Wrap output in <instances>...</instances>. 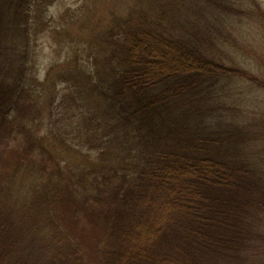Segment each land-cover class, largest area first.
Here are the masks:
<instances>
[{
  "label": "trees",
  "instance_id": "16d2710c",
  "mask_svg": "<svg viewBox=\"0 0 264 264\" xmlns=\"http://www.w3.org/2000/svg\"><path fill=\"white\" fill-rule=\"evenodd\" d=\"M44 1L0 0V264H256L264 164L231 100L264 77L231 60L240 0H76L49 20ZM48 37L67 50L50 64L81 69L46 97L28 85Z\"/></svg>",
  "mask_w": 264,
  "mask_h": 264
},
{
  "label": "rangeland",
  "instance_id": "374dc122",
  "mask_svg": "<svg viewBox=\"0 0 264 264\" xmlns=\"http://www.w3.org/2000/svg\"><path fill=\"white\" fill-rule=\"evenodd\" d=\"M75 1L76 0H53L49 8V0H45L43 8L47 10V19L49 20V10L50 14L54 13V15L58 17L63 13L61 11H63L67 5H72ZM240 3V7L244 10L245 20L243 23L240 19L237 21L240 22L238 24L242 23V25L240 30H237V33L234 32L237 40L232 39L230 43L232 47L230 49L232 56L231 60L234 61L233 64L239 62L251 72L255 74L261 73L264 77V0H240ZM40 35L41 34H38V37H40ZM41 40H43V42L37 46L38 49L36 47L40 54L34 59L33 63H31L36 73V80H31L28 88H30L31 92H41L44 96L49 97V90L52 89V85L60 87V84H62V81H56L57 79L54 75H63L64 70L79 69L76 71L79 73L81 68L78 67L76 69L74 66L75 63L70 60H63L67 50L57 44L51 47L49 45V37L42 38ZM56 54H60L63 59L60 58L56 63L50 64L49 58L51 61H55L56 59H53L52 55ZM51 67H53V70L49 71ZM233 87L236 92L241 90V94L239 93L240 97L237 98L234 96L231 100L232 105L238 107L245 113V115L240 113L239 116V120L244 124V127H246V129L249 127L254 129V133H256L255 137L258 138V146L253 147L255 148L253 157L259 159L258 161L262 160L264 164V91L259 88L255 89L246 79L238 80ZM261 130H263V134ZM257 149L261 151L260 154L256 152ZM31 182H29L26 187L21 188L17 197L20 199L31 198L33 193L30 188ZM259 246L262 247L260 250L253 253L252 256L257 259L256 264H264V242H260Z\"/></svg>",
  "mask_w": 264,
  "mask_h": 264
}]
</instances>
